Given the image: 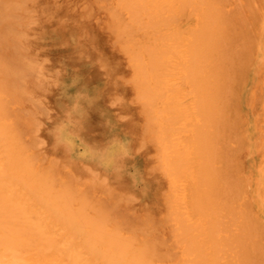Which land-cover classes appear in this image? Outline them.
<instances>
[{
	"label": "bare ground",
	"instance_id": "6f19581e",
	"mask_svg": "<svg viewBox=\"0 0 264 264\" xmlns=\"http://www.w3.org/2000/svg\"><path fill=\"white\" fill-rule=\"evenodd\" d=\"M0 264H264V0H0Z\"/></svg>",
	"mask_w": 264,
	"mask_h": 264
},
{
	"label": "rangeland",
	"instance_id": "374dc122",
	"mask_svg": "<svg viewBox=\"0 0 264 264\" xmlns=\"http://www.w3.org/2000/svg\"><path fill=\"white\" fill-rule=\"evenodd\" d=\"M25 11H27V18L22 22V27L16 29L19 32L21 31V33L18 32V35L22 37L23 46H21L24 50V54L32 59H34V55L48 56V59L52 60L53 65L44 66L45 70L51 73L53 72L54 75L58 76V80L56 81H59V83L64 81L70 83L72 80L69 78L74 74L72 71L74 70V63L70 59H78L80 54L83 53L85 49L82 48L86 42V38L88 39V34L80 32L78 34L75 33L69 20L62 17L61 21L48 9L42 11L38 9L37 5H29L26 7ZM50 15H53L54 17H51ZM73 45L74 47H71ZM45 46L50 47L46 48ZM69 46L71 51L68 49ZM63 49L66 50L64 51ZM38 64L40 63H36L37 75L34 74L33 76L35 77L36 84L40 85V88H43L45 84L46 86H50L49 83L44 81L42 76L38 73ZM53 66H55V68ZM60 66L62 67V71L59 70ZM26 74L29 73L25 72L22 76L26 77ZM58 85L59 84H57V86ZM57 86L54 85V88L56 89ZM53 99L55 98L52 97V100Z\"/></svg>",
	"mask_w": 264,
	"mask_h": 264
},
{
	"label": "clouds",
	"instance_id": "9594fccd",
	"mask_svg": "<svg viewBox=\"0 0 264 264\" xmlns=\"http://www.w3.org/2000/svg\"><path fill=\"white\" fill-rule=\"evenodd\" d=\"M46 63H50L46 58L44 59ZM47 145V142L45 141V146Z\"/></svg>",
	"mask_w": 264,
	"mask_h": 264
}]
</instances>
